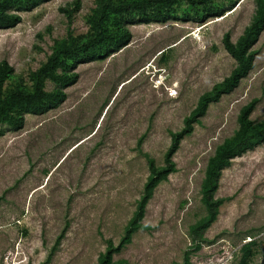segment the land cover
I'll return each instance as SVG.
<instances>
[{
	"label": "rangeland",
	"instance_id": "obj_1",
	"mask_svg": "<svg viewBox=\"0 0 264 264\" xmlns=\"http://www.w3.org/2000/svg\"><path fill=\"white\" fill-rule=\"evenodd\" d=\"M133 0H49L30 10L0 0L22 21L0 29V62L15 72L5 91L32 90V74L60 46L79 45L113 29L114 8ZM167 10L152 2L148 10ZM255 0H184L167 22L128 25L130 43L106 59L79 64L67 99L42 115L27 114L0 136V264H98L111 240L118 245L150 175L162 166L199 98L236 67L223 38L235 43L250 25ZM254 69L185 137L173 156L176 172L155 189L132 242L114 255L130 264H264V143L222 172L216 221L201 188L209 159L238 129L242 107L264 120V31ZM58 86L47 81L45 88ZM64 233L61 244L58 237ZM55 248V251H54ZM53 254V255H52Z\"/></svg>",
	"mask_w": 264,
	"mask_h": 264
},
{
	"label": "trees",
	"instance_id": "obj_2",
	"mask_svg": "<svg viewBox=\"0 0 264 264\" xmlns=\"http://www.w3.org/2000/svg\"><path fill=\"white\" fill-rule=\"evenodd\" d=\"M46 1L49 0H7V2H12L19 9L18 11L30 10ZM179 1L184 0H133L116 6L114 10L118 16L114 30L99 24L97 34L82 44L60 46L56 43L47 61L33 72L32 90L17 86L10 92H6L5 82L14 75L15 70L8 61L0 62V136L5 133L3 126H9L15 130L21 129L25 124L27 114L42 115L58 108L67 99L66 88L79 80V74L76 72L79 64L106 59L128 45L132 39V33L128 28L130 24L152 21L167 22L172 7ZM186 1L198 5L205 0ZM255 1L257 4L255 15L239 39L234 43L229 33H226L223 38L225 49L235 59L236 67L227 78L199 98L194 110L185 118L183 128L171 133L172 142L165 154L164 164L157 165L154 159L148 158L150 175L144 186L143 196L138 201L135 214L127 225L120 243L115 245L113 241H108L107 249L99 257L98 264H130L127 260L116 261L114 255L132 242V237L136 232L148 228L143 224L147 204L158 185L166 181L170 174L176 172L173 156L179 149L181 141L193 133L195 125L200 123V119L206 115L212 103L232 93L240 85L242 79L254 69L255 60L259 54L254 47L264 31V0ZM152 2L163 3L168 9L150 12L148 8ZM21 21L20 14L8 12L6 8L0 10V29L13 28ZM47 81L55 83L58 87L54 91L46 90ZM258 102V99H254L242 107L238 115V129L233 136L225 139L217 147L215 154L208 161L201 188L202 203L207 210V216L195 227L199 231L211 226L219 215V208L224 199L217 198L216 193L223 170L230 167L237 157L264 143V120L255 122L251 119V114ZM63 236L64 233L58 237L56 246L61 244ZM183 264H190L188 253L185 255Z\"/></svg>",
	"mask_w": 264,
	"mask_h": 264
}]
</instances>
